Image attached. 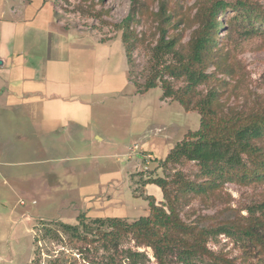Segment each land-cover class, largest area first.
<instances>
[{"label": "rangeland", "instance_id": "1", "mask_svg": "<svg viewBox=\"0 0 264 264\" xmlns=\"http://www.w3.org/2000/svg\"><path fill=\"white\" fill-rule=\"evenodd\" d=\"M208 1L138 0L134 18L126 23L133 10L130 0H54L61 26L83 34L73 43L93 50L97 58V91L88 105L89 124L62 133L60 153L50 162L21 157L8 176L0 175V264H129L125 253L106 251L100 242L86 244L62 232L58 222L79 225L84 215L86 222L120 218L131 223L148 215L145 194L163 198L159 186L145 184L147 178L172 180L181 172L191 180L206 179L194 162L161 166L185 134L199 127V113L194 108L186 111L176 101L162 100L160 86L140 94L134 82L142 87L159 67L155 46L162 29L168 39L176 38L178 52L164 54L162 61L188 55L190 37L200 25L198 11ZM254 1L264 7V0ZM232 14L229 11L224 18ZM226 32L221 34L225 37L217 53L222 55V65L209 68L214 80L197 87V98L215 88L223 110L228 106L256 109L264 105V33L247 37L240 31ZM114 72L115 77L102 81L104 74ZM171 80L175 88L186 85L185 79ZM98 90L110 93L100 95ZM68 137L71 141L65 142ZM19 139L24 138L15 140ZM146 154L153 157L146 159ZM180 200L184 220L210 227L226 219L245 223L264 218V183L219 180L215 189L188 193ZM45 226L52 228L53 235ZM101 227L109 228L108 224ZM208 246L236 264L263 262L259 248L240 235L217 234ZM129 247L134 248V242L125 239L119 250ZM137 249L147 255L143 264H159L150 247Z\"/></svg>", "mask_w": 264, "mask_h": 264}, {"label": "trees", "instance_id": "2", "mask_svg": "<svg viewBox=\"0 0 264 264\" xmlns=\"http://www.w3.org/2000/svg\"><path fill=\"white\" fill-rule=\"evenodd\" d=\"M130 1L133 10L126 17V23L134 18V7L138 2ZM161 8L163 12L164 2ZM229 11L233 14L224 18ZM198 17L200 25L190 37L188 55L180 54L173 61L163 62L164 54L178 52L176 38L168 39L166 30L162 29L155 46L159 67L155 68L142 87L137 82L134 84L140 94L160 86L163 90L162 100L176 101L186 111L194 108L199 113V127L185 134L161 160V166L194 162L206 179L200 182L191 180L181 172L172 180L164 177L147 178L145 184L159 186L163 198L158 200L152 194H145L149 205L148 215L131 223L120 218H95L86 222L84 215L79 219V225L58 222L62 232L86 244L100 242L106 251L125 253L129 264H143L147 260L146 253L138 250L139 247H150L159 264H236L228 256L218 254L208 246L211 237L223 233L244 237L254 243L264 257V218L254 217L245 223L226 219L210 227L203 222H187L179 210L181 197L192 192L206 193L213 190L219 180L240 184L264 183V105L253 110L230 106L223 110L221 95L215 88H210L198 98L196 94L199 85L214 80L209 68H220L219 64L222 65V55H217L221 40L225 37L221 35L222 32L226 29V35L233 31H240L247 37L263 35L264 7L254 0H209L207 6L198 11ZM122 40L130 63V48L125 33ZM130 74L129 70L131 77ZM172 78L185 79L186 85L175 88ZM261 205L264 206V202ZM104 224H108L109 228L103 229L101 225ZM45 229L49 235H53L52 228L45 226ZM125 239L133 241L135 249L129 247L119 250ZM110 257L113 258L112 255Z\"/></svg>", "mask_w": 264, "mask_h": 264}, {"label": "crops", "instance_id": "3", "mask_svg": "<svg viewBox=\"0 0 264 264\" xmlns=\"http://www.w3.org/2000/svg\"><path fill=\"white\" fill-rule=\"evenodd\" d=\"M78 35L58 22L54 0H0L1 176L21 157L50 162L60 153L62 133L89 124L97 58L73 43Z\"/></svg>", "mask_w": 264, "mask_h": 264}, {"label": "built area", "instance_id": "4", "mask_svg": "<svg viewBox=\"0 0 264 264\" xmlns=\"http://www.w3.org/2000/svg\"><path fill=\"white\" fill-rule=\"evenodd\" d=\"M152 157H153V156H152L151 154H146V155H145V158H146V159H147V158L150 159V158H152Z\"/></svg>", "mask_w": 264, "mask_h": 264}, {"label": "water", "instance_id": "5", "mask_svg": "<svg viewBox=\"0 0 264 264\" xmlns=\"http://www.w3.org/2000/svg\"><path fill=\"white\" fill-rule=\"evenodd\" d=\"M0 63H1V61H0Z\"/></svg>", "mask_w": 264, "mask_h": 264}]
</instances>
